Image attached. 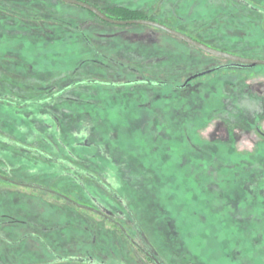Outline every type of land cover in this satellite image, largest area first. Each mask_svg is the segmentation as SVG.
Returning <instances> with one entry per match:
<instances>
[{
    "label": "rangeland",
    "instance_id": "1",
    "mask_svg": "<svg viewBox=\"0 0 264 264\" xmlns=\"http://www.w3.org/2000/svg\"><path fill=\"white\" fill-rule=\"evenodd\" d=\"M82 1L140 10L213 49L264 59V0ZM226 63L61 0H0V169L68 190L156 261L61 199L0 184L2 198L40 226L94 225L108 264H264V68L209 72ZM19 140L54 160L21 153ZM24 249L1 247L0 257L27 263Z\"/></svg>",
    "mask_w": 264,
    "mask_h": 264
},
{
    "label": "trees",
    "instance_id": "2",
    "mask_svg": "<svg viewBox=\"0 0 264 264\" xmlns=\"http://www.w3.org/2000/svg\"><path fill=\"white\" fill-rule=\"evenodd\" d=\"M109 16L115 19L119 20H129V19H147L148 17L146 14L140 10H135L131 8H127L122 5H115L108 7L106 9ZM259 67L264 68V66L258 65ZM257 66H247V67H238L231 63V61L228 60V63L219 65L218 67L214 68L211 71H215L221 68H236V69H254ZM2 99V98H1ZM12 103L17 104L18 102L14 101ZM24 141V140H23ZM25 142H22L21 140L15 141L16 147L20 150L21 153H30L35 155L37 158H42L44 160H54V156L50 155L49 153L45 152L44 150L40 149L39 147H35L36 145H25ZM2 173L0 172V184L6 186L10 191H12L14 194H24L29 195L33 197L42 198V195L57 198L65 201L66 203L72 205L74 208L84 211V212H94L102 217L103 220L111 221V223L114 221L110 220V218L104 216L101 211L98 208L92 207L89 204H86L83 201H79L77 197L74 195H71V193L68 192V190L62 189L58 187V185H51L43 183L44 181H38L34 178L30 177H21L17 176L15 174H9L8 171L5 169L2 170ZM26 175L28 173H25ZM9 175V176H8ZM28 176V175H27ZM29 191V192H26ZM29 215V216H27ZM27 217L29 219H27ZM37 214L29 213V212H12V213H1L0 214V246L4 247L6 249V252H11V249L16 248L18 245L20 247L25 248L24 250L31 249L30 251L33 252V256L29 257V262L25 263L24 258H22L21 262H18V260H21L19 258H15L14 260L8 258L7 256L5 258L0 257V264H45L39 262L40 255L45 251L48 252V245L53 240V238L57 234V228L54 224L52 225H45L40 226L35 221H32L33 219H36ZM107 221V223H109ZM112 225H116L115 223ZM110 224V223H109ZM26 227L31 229V231L27 232H19L15 233L16 231H13V229ZM12 229V230H11ZM127 239L128 235L125 233V231L122 228H117ZM18 230V229H17ZM23 230H25L23 228ZM33 239L36 241L33 242H27V239ZM129 240V239H128ZM48 243V244H47ZM0 247V248H1ZM41 248H45L44 251L41 250ZM52 252V251H51ZM27 258V257H26ZM147 259L150 262H155L150 256H147ZM55 261H64V259H56ZM157 264V263H156Z\"/></svg>",
    "mask_w": 264,
    "mask_h": 264
},
{
    "label": "crops",
    "instance_id": "3",
    "mask_svg": "<svg viewBox=\"0 0 264 264\" xmlns=\"http://www.w3.org/2000/svg\"><path fill=\"white\" fill-rule=\"evenodd\" d=\"M2 191H4L3 193H12L11 195H14L8 188ZM2 197L3 195L0 197V214L28 212V210L23 211V209L9 207L6 204L7 200ZM59 217L64 218L63 215ZM27 219L29 218L27 217ZM54 225L57 228V234L49 242L48 252L44 251L45 248H41L44 252L40 255L39 262L45 264H108V258L106 259L104 256V250L107 247L104 246L105 243L102 239L95 237L92 231V227H94L92 223L90 227L86 225L81 226L72 221L71 217H68L63 223H55ZM96 228L100 229L99 227ZM29 255L30 257L33 256V252L31 251ZM62 258L64 261H55Z\"/></svg>",
    "mask_w": 264,
    "mask_h": 264
},
{
    "label": "water",
    "instance_id": "4",
    "mask_svg": "<svg viewBox=\"0 0 264 264\" xmlns=\"http://www.w3.org/2000/svg\"><path fill=\"white\" fill-rule=\"evenodd\" d=\"M61 1L64 3L72 4V5L78 6L80 8H83V9L93 13L95 16H97L102 21L110 23V24H115V25H145V26H150V27L160 29L163 32L167 33L168 35L175 37V38L181 40L182 42H184V43H186L192 47H195L196 49H198L202 52H205L207 54L229 60L232 62V64L239 66V67H247V66L251 67V66H258V65L264 66V59L243 58V57L234 55V54L229 53V52L213 49V48L208 47L207 45H205V44H203L197 40L190 38L189 36H186V35L178 32V31H175V30H173V29H171V28H169V27H167L161 23L155 22L153 20H149V19H129V20L113 19V18L106 16L103 12H101L95 6L88 4L84 1H81V0H61ZM205 73H207V72H202L200 74L190 76L189 78H187V80L185 81L184 84H186L187 82L191 81L192 79H194L200 75H203Z\"/></svg>",
    "mask_w": 264,
    "mask_h": 264
},
{
    "label": "flooded vegetation",
    "instance_id": "5",
    "mask_svg": "<svg viewBox=\"0 0 264 264\" xmlns=\"http://www.w3.org/2000/svg\"><path fill=\"white\" fill-rule=\"evenodd\" d=\"M82 1V0H81ZM84 2H86V3H88L87 1H84ZM89 4V3H88ZM92 5V4H91ZM94 6V5H93ZM83 9V8H82ZM101 12H103L106 16H108V17H110L109 16V14H108V12H107V10H105V9H99ZM87 11V10H86ZM89 12V11H88ZM91 13V12H90ZM92 15H94L93 13H91ZM95 16V15H94ZM97 19H99L97 16H95ZM110 18H112V17H110ZM113 19H115V18H113ZM147 19H149V18H147ZM100 21H102L101 19H99ZM102 22H104V21H102ZM105 23H107V22H105ZM108 24H110V23H108ZM150 27V26H149ZM154 28V27H153ZM155 29H157V28H155ZM160 30V29H159ZM162 31V30H161ZM232 63V62H231ZM234 65V64H233ZM236 66V65H235ZM239 67V66H238ZM193 80V79H192ZM190 82V81H189ZM185 83V82H184ZM188 83V82H187ZM187 83L186 84H183V86H186L187 85ZM93 214H95V215H97V216H99L98 214H96V213H94V212H92ZM99 217H101V216H99ZM102 218V217H101ZM109 218V217H108ZM110 220H113L114 221V223L116 224V225H114V227L115 228H122L124 231H125V233L127 234V232H126V230H125V227L122 225V224H120V223H118V221L116 220V219H114V218H112V217H110ZM106 222L108 221V220H105ZM110 224H112L111 223V221H108ZM113 223V224H114ZM129 237V236H128ZM129 239V242H130V244L132 245V246H134L138 251H142L146 256H150L154 261H156L155 260V258L150 254V252L149 251H147V249H143L142 247H140L139 246V244L138 243H136V241H134L131 237H129L128 238Z\"/></svg>",
    "mask_w": 264,
    "mask_h": 264
}]
</instances>
